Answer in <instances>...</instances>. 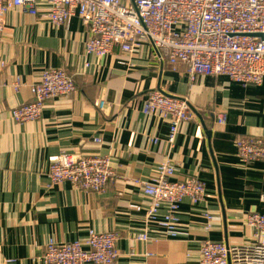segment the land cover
Returning <instances> with one entry per match:
<instances>
[{"label":"crops","instance_id":"crops-1","mask_svg":"<svg viewBox=\"0 0 264 264\" xmlns=\"http://www.w3.org/2000/svg\"><path fill=\"white\" fill-rule=\"evenodd\" d=\"M87 39L77 15L67 27L20 7L4 17L0 264H44L40 257L48 240H81L90 229L120 233L114 264H199L204 240L249 242L253 230L246 216L264 213V160L243 163L235 140L264 137V80L239 84L201 74L190 80L186 65L170 66L166 51L159 60L147 43L130 54L114 47L98 59L85 52ZM45 67L63 68L75 91L47 101L39 119L16 122L10 110L32 99L28 86ZM16 78L22 82L17 92L10 87ZM152 90L189 104L192 119L180 123L172 144L167 121L143 112ZM63 152L108 157L115 175L104 193L82 191L68 181L50 185V158ZM167 160L175 167L173 180L196 176L210 195L205 203L181 202L175 236L145 222L149 199L135 183L154 177ZM166 210L165 204L159 207V219ZM205 211L213 216L210 231L204 230ZM145 229L143 242L137 235Z\"/></svg>","mask_w":264,"mask_h":264},{"label":"built area","instance_id":"built-area-1","mask_svg":"<svg viewBox=\"0 0 264 264\" xmlns=\"http://www.w3.org/2000/svg\"><path fill=\"white\" fill-rule=\"evenodd\" d=\"M16 7L33 16L39 14L57 27H67L77 15L88 29L85 52L98 59L114 47L130 54L147 43L159 60L166 51L170 66L186 65L190 80L196 74L224 75L239 84L260 85L264 80V0H0V41L4 17ZM5 65L0 60V69ZM21 86L19 78L10 84L16 92ZM28 87L32 99L10 110L12 119L19 123L39 119L47 101L76 89L73 78L56 67L43 68ZM144 102L145 114L158 113L169 124V144L174 142L180 123L192 119L184 98L152 90ZM217 121L223 123L224 115L218 114ZM235 146L243 163L264 160V137H238ZM174 173V165L167 160L158 165L154 177L135 180L149 199L145 222L156 223L169 236L178 232L177 213L184 199L195 205L205 203L210 196L196 176L173 180ZM114 175L108 157L80 153L55 155L48 169L50 185L68 181L76 189L98 194L104 193ZM162 204L167 210L159 219ZM202 217L204 230L210 231L212 214L205 211ZM246 223L253 230L249 242L204 240L199 247V264H264V213L248 214ZM120 238L114 230L90 229L81 240L58 243L50 239L40 258L44 264H114ZM137 239L147 241V229Z\"/></svg>","mask_w":264,"mask_h":264}]
</instances>
